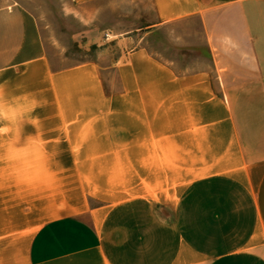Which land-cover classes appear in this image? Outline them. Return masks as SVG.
Instances as JSON below:
<instances>
[{"label":"crops","instance_id":"1","mask_svg":"<svg viewBox=\"0 0 264 264\" xmlns=\"http://www.w3.org/2000/svg\"><path fill=\"white\" fill-rule=\"evenodd\" d=\"M147 4L144 37L195 19L208 66L128 37L110 66L55 69L35 17L0 0V106L14 152L49 170L28 206L0 195V264H264V0Z\"/></svg>","mask_w":264,"mask_h":264},{"label":"rangeland","instance_id":"2","mask_svg":"<svg viewBox=\"0 0 264 264\" xmlns=\"http://www.w3.org/2000/svg\"><path fill=\"white\" fill-rule=\"evenodd\" d=\"M14 1L35 17L55 69L87 61H96L102 68L110 66L119 59V43L128 37L134 40L128 48L145 47L154 56L174 61V67L180 71L208 66L205 39L195 19L167 25L153 38L144 37L154 24L147 0H101L83 5L69 0ZM102 73L109 80L105 71ZM113 89H117L116 84ZM17 113V109L0 106V195L7 194L8 198L19 195L28 206L37 190L33 183L38 178H47L49 170L31 168L42 164L44 154L14 152L15 140L9 131L21 123L7 119Z\"/></svg>","mask_w":264,"mask_h":264},{"label":"clouds","instance_id":"3","mask_svg":"<svg viewBox=\"0 0 264 264\" xmlns=\"http://www.w3.org/2000/svg\"><path fill=\"white\" fill-rule=\"evenodd\" d=\"M0 131H2V130H0Z\"/></svg>","mask_w":264,"mask_h":264}]
</instances>
